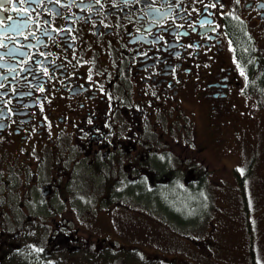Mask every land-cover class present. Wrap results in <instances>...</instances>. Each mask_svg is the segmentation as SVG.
I'll return each mask as SVG.
<instances>
[{"label": "flooded vegetation", "instance_id": "obj_1", "mask_svg": "<svg viewBox=\"0 0 264 264\" xmlns=\"http://www.w3.org/2000/svg\"><path fill=\"white\" fill-rule=\"evenodd\" d=\"M261 127L264 0H0V262L125 264L159 230L203 249L222 211L151 200L238 184Z\"/></svg>", "mask_w": 264, "mask_h": 264}, {"label": "rangeland", "instance_id": "obj_2", "mask_svg": "<svg viewBox=\"0 0 264 264\" xmlns=\"http://www.w3.org/2000/svg\"><path fill=\"white\" fill-rule=\"evenodd\" d=\"M261 129L262 127L259 129L257 136L259 142V148L256 147L258 160L254 165L253 171L247 177L246 189L250 208L249 217L253 231L255 257L259 264H264V130ZM250 133L251 129L249 128L237 133L235 147L233 150L227 152L225 156V160L229 165L239 164V161L242 160L240 163L242 168L247 166L248 161H250L251 152H253L250 146ZM221 184L223 188L218 189L219 192L215 198L211 199L214 196L211 195L210 199L202 202V206L205 205L208 207L205 212H208L210 209H215V214H219L221 211L223 212L221 217H216L215 219L216 225L222 228V232L220 231V235L218 234L217 237L212 238V243H205L206 246L201 249L199 244L188 241L187 244L191 246L189 248L182 241L174 239L159 230L153 234L155 237H146V241L153 244L151 247H146L147 251L145 254H149L150 257L142 259L137 253L134 255L130 254L125 264H252L250 256L251 233L248 229V220L245 214L240 188L236 182V178L233 177V173L228 172L226 174V180ZM211 191H217L213 183H211ZM197 201L199 199L194 194H191L190 191L188 193L174 192L168 193V195L161 198L156 197V201L151 200L150 205H155L156 208H173V210L180 208L185 210V212L193 213L199 207L196 205ZM185 212L183 213L187 217V213ZM175 217L177 219L180 218L179 215H175ZM184 223L188 226L186 228L183 227L185 229L193 227L195 224L194 220ZM140 224L141 219L130 215L129 219L126 220L125 230L130 231ZM207 224H209V220ZM194 232L193 229L189 230L191 235ZM152 233L149 228H146L147 235ZM141 248H144V246ZM154 253L170 259L152 261ZM26 256L27 254L25 252L12 258L10 261H1L0 264H25ZM75 258L78 260L74 258L66 260L63 257H59L61 261L53 262V264L82 263L79 261L78 256ZM82 259L85 260V258ZM171 259L174 260L171 261Z\"/></svg>", "mask_w": 264, "mask_h": 264}, {"label": "trees", "instance_id": "obj_3", "mask_svg": "<svg viewBox=\"0 0 264 264\" xmlns=\"http://www.w3.org/2000/svg\"><path fill=\"white\" fill-rule=\"evenodd\" d=\"M252 168H253V166L248 167V172L244 173L242 176H239L240 179L238 181V186L240 188V193H241L243 205H244V208H245V214L247 215L248 229L250 230V233H251V235H250V237H251V242H250V256H251L252 264H259L256 261V257H255L254 244H253V242H254V239H253V231H252V228H251V219L249 217L250 208H249V205H248L247 189H246V180H247V177L251 174V171L253 170ZM196 205L199 206L198 208H200V207H202V202L201 201H197V204ZM214 210L215 209H212V211H214ZM175 212L179 216L180 215L182 216V215H184L183 212H185V210H182L180 208H175ZM185 213H187V212H185ZM25 264H31V263H29V262L27 263L25 261Z\"/></svg>", "mask_w": 264, "mask_h": 264}]
</instances>
